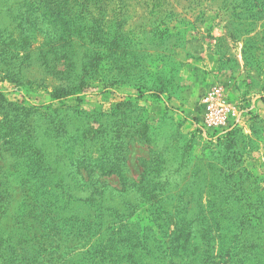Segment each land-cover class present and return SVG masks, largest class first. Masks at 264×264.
<instances>
[{"label": "rangeland", "instance_id": "rangeland-1", "mask_svg": "<svg viewBox=\"0 0 264 264\" xmlns=\"http://www.w3.org/2000/svg\"><path fill=\"white\" fill-rule=\"evenodd\" d=\"M33 1L10 0L7 3L12 12L4 13L1 21L4 40L18 34L23 40L16 56L11 46L3 52L6 63L0 65V166L5 174L0 181H4L11 194V212H18L21 199L27 200L32 194L23 182L28 178L23 172V161L32 151L13 155L23 139L30 140L29 135L23 136L26 124L34 130L36 125H42V119H59L63 127L66 123L82 127H66L59 133L42 130V144L56 155L68 181L75 176L71 172L75 154L66 146L59 148L65 142L67 130L88 133L92 129L94 134L101 124L105 126L101 134L110 135L118 126L119 137H123L125 157L117 162L120 174L87 175L92 180L100 178L95 187L115 190L111 197H106L114 201H104L100 213L106 224H114L117 229L110 231L107 239L101 237L97 244L117 241L150 244L155 249L158 244H167L168 239L185 244L179 232L171 234L178 220L169 215L178 211V197H191V211H210L208 198L220 201L219 210L224 207L225 197L242 193L240 190L252 202L255 195L264 196V6L256 7L250 0H100V5L88 10L102 20L105 28L116 12L115 16L124 20V38L132 39L139 50L129 53L101 49L95 56L81 48L86 40L78 34L83 30L78 26L82 23L80 15L70 14L61 0ZM20 7L23 18H27L22 26L18 25L20 17L16 18ZM33 13L37 15L36 27L29 24ZM63 20L61 27L55 26ZM116 25L110 23L111 29L115 30ZM106 41L104 37L103 42ZM82 56L92 60L81 66ZM196 82H209L203 87L220 85L227 99L237 106L239 126L229 139L224 134L204 139L196 132L197 105L204 92L203 88H195ZM79 113L88 119L79 118ZM100 113L108 117H101L102 120ZM138 120L148 123L149 142L133 135L141 127ZM111 125L114 126L110 128ZM38 137L39 134L36 140ZM11 164L17 168H11ZM238 170L243 172L239 185L234 173ZM228 174L234 175L229 178ZM153 180L165 182V186L159 190L151 186ZM60 190L63 196L70 195L68 189ZM37 192L42 193L40 189ZM59 192L54 193L57 200ZM100 192L94 191L95 198H101ZM148 195L169 199L168 211L160 215L163 219H157L159 225L154 220L158 212L152 216L144 202L132 203L127 217L109 215L112 210L107 207L113 211L125 208L119 203L121 199L124 203L137 202ZM56 207L58 212L68 215L60 201ZM244 209L248 211L247 207ZM37 223L42 226V221ZM45 239L53 241L51 244H92V240H74L63 230L53 238H41Z\"/></svg>", "mask_w": 264, "mask_h": 264}, {"label": "trees", "instance_id": "trees-1", "mask_svg": "<svg viewBox=\"0 0 264 264\" xmlns=\"http://www.w3.org/2000/svg\"><path fill=\"white\" fill-rule=\"evenodd\" d=\"M9 1L0 0V65L6 63L3 52H6L11 46L15 50L13 55L16 56L18 46L23 41L19 34L16 38L4 40L5 30L1 26V21L4 13L12 12L10 10L12 8L7 3ZM50 1L54 2L55 0ZM61 1L64 3L62 5L69 9L70 14L80 15L82 19L81 24L83 25L79 23L78 26L83 27V30L78 31V34H80L81 39L86 40L81 44V48L86 54L97 56L101 49L129 53L139 50L134 47L135 44H133L132 39L127 40L124 38V35L127 34L122 28V21L124 20L115 16L117 15L116 12L112 13L111 16L114 19L107 21V28H105L100 23L102 20L88 10L95 7V5H100V0ZM33 2L37 1L34 0ZM250 2L256 7L264 6V0H255L254 2L250 0ZM16 13V18L20 17L18 25L22 26L24 22H27V18H23L24 13L21 7ZM36 17L37 15L33 13L31 23H29L31 26L38 25ZM63 22L65 20L56 22L55 26L61 27ZM113 22L117 24L115 30L110 27V23ZM76 27L73 26L74 29ZM261 33L264 34V25ZM104 37L108 42H103ZM47 40L54 41L52 38H47ZM68 46L72 47V45ZM82 57L84 59L79 60L81 66L92 60H87L85 56ZM140 88L139 86L138 89L142 90ZM79 114V118L88 119V116L84 113ZM104 115L103 113L98 114L100 118L108 117V115ZM92 121H95V119L92 118ZM136 123L141 124V127L140 129L136 128V131L139 132H133V135L147 142L149 136H151L147 131L148 123L141 120ZM41 124L36 125L34 130H29L28 128H31V126L26 124L27 128L23 130V136L24 134L29 135L30 140L26 142V139H23L13 155L18 156L25 150L32 151L29 157L27 156L23 161V167L25 168L23 172L28 177L24 178L23 182L28 186H26V190H30L32 194L29 195L27 200L21 199L20 209H18L20 212H11L9 207V195L11 194L6 189L4 181H0V264H144V262H147V264H264V196L255 195V202H252L251 199L245 198L241 190L242 193L235 196L230 194L225 197L224 207L219 210H217V206H221V204L215 198L206 199V204L212 207L210 211H203L202 209L191 211L188 208L189 204H193L191 197L186 199L178 197L176 200L178 211L174 215H169L178 220L176 223L178 226H175L171 234L179 232V238L184 237L185 244H179L174 239H168L167 244H158L156 249L152 248L150 244L128 245L118 244L117 241L113 244H97L101 237L104 236L107 239L110 231L117 229V227H113L114 224H106L102 217L103 213H100L104 201H114V198L106 200V197H111L115 190L108 186L101 190L100 187L94 185H99L100 176H109L113 173L119 175L122 171L120 164H117V162L124 160L125 150L123 137H119L118 126L110 131V135H103L101 132L105 126L101 124L97 125L95 130L98 131L94 134H92V129L88 133H84L83 130L78 133L69 132L68 130L65 132L69 127L78 129L82 127L77 123H66L63 127L59 119L56 122H48L46 119H42ZM112 126L114 125H111L110 128ZM64 128L65 142L60 144L59 148L64 149V146H66L67 150L71 148L73 154H75L74 169L71 170L75 176L69 181L66 171L62 168V164L58 162L56 155L54 157L52 152L42 144L43 131L59 133ZM236 131L237 127L235 126L224 135L229 139ZM196 132L198 133L197 128ZM38 134L39 137L36 140ZM91 143H93V149ZM10 166L14 169L17 168L13 164ZM95 173L99 174L97 179L92 180L87 177V175L90 177ZM234 173L237 174L239 179L237 185H239L242 182L243 172L238 170ZM233 175L228 174L227 177L230 178ZM1 176H5L2 165L0 166ZM37 181L43 182L42 185H37ZM124 183L125 181L121 183L122 186H124ZM138 185L141 186L142 184L138 183ZM151 186L158 187L160 190L165 186V182L153 180ZM235 186L236 184L233 183L232 187ZM64 188L70 191L68 193L70 195L67 197L63 196L60 190H64ZM38 189L42 192L40 195L37 192ZM95 190L101 191L98 194L101 197L100 199L95 198ZM145 190L143 193H145ZM57 191H60L59 200L54 194ZM235 192H239V190ZM85 193L90 195L88 196ZM41 194L47 195L48 198H43L44 195ZM59 201L62 203L63 208L69 212L68 215L58 212L56 206ZM134 201L126 202L125 200L124 203V200L121 199L119 203H121V206L125 205V208L121 209L122 211H113L112 208L107 207L108 210H112L109 215L112 217L114 215L127 217L131 211V204H137L139 201V203L144 202L147 205L148 211H152V216L155 211L158 212L157 216H154V220L159 225L157 219L160 218L162 213L168 211L169 199L160 195H148L145 198L141 196L137 199V202ZM119 203L116 202V204ZM180 205L183 206L182 210L179 209ZM110 207L113 206L110 205ZM244 207H247L248 211ZM126 210V214H123L122 212ZM39 220L42 221L41 228L38 227L37 221ZM105 228L107 232H104ZM194 229L198 232H195ZM62 230L74 240L84 239L87 242L92 240V244H51L53 243L51 240H41L43 237L53 238L62 234ZM133 237H136V234H133ZM198 238L201 239V242L198 241ZM215 241L218 244H214Z\"/></svg>", "mask_w": 264, "mask_h": 264}, {"label": "built area", "instance_id": "built-area-1", "mask_svg": "<svg viewBox=\"0 0 264 264\" xmlns=\"http://www.w3.org/2000/svg\"><path fill=\"white\" fill-rule=\"evenodd\" d=\"M196 128L203 138L219 137L239 126L238 108L227 99L220 85H214L199 98Z\"/></svg>", "mask_w": 264, "mask_h": 264}, {"label": "crops", "instance_id": "crops-1", "mask_svg": "<svg viewBox=\"0 0 264 264\" xmlns=\"http://www.w3.org/2000/svg\"><path fill=\"white\" fill-rule=\"evenodd\" d=\"M190 65H191V64H190ZM192 83H193V84H192ZM189 84L194 85V82H189ZM203 84L207 85V84H209V82H206V83H205V82H196V83H195V88H197V87H199L200 89L203 88V89H204L203 91L205 92L207 89H209V88L213 85V84H211V85H208L207 87H203V86H202ZM181 101H182V100H181ZM181 101H180V102H181ZM180 102H179V103H180Z\"/></svg>", "mask_w": 264, "mask_h": 264}]
</instances>
